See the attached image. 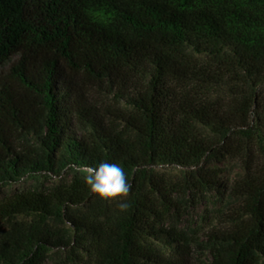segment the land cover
<instances>
[{
  "label": "trees",
  "instance_id": "16d2710c",
  "mask_svg": "<svg viewBox=\"0 0 264 264\" xmlns=\"http://www.w3.org/2000/svg\"><path fill=\"white\" fill-rule=\"evenodd\" d=\"M26 178L59 182L0 200V264H264V0H0V187ZM207 192L227 226L179 228Z\"/></svg>",
  "mask_w": 264,
  "mask_h": 264
},
{
  "label": "rangeland",
  "instance_id": "374dc122",
  "mask_svg": "<svg viewBox=\"0 0 264 264\" xmlns=\"http://www.w3.org/2000/svg\"><path fill=\"white\" fill-rule=\"evenodd\" d=\"M94 96L99 100L102 98L105 99V104L118 106L117 103H115V101L113 100L111 94H102L95 92ZM224 165L223 182L231 184L233 180L238 176L241 161L229 159ZM57 182H59V179H44L42 181H37L33 178H26L21 182L15 183L13 185L0 187V200L5 197L11 196L16 192L38 188L42 185L47 187ZM176 196L182 197V195L179 194L174 195V197ZM185 201L189 202L183 217L177 221L175 219H172V221H174L175 224L176 222H178L179 228L188 230L199 228L200 231L204 232H207V230L209 229H217L227 226L224 223V221L227 220L226 216L234 215V213L237 212L236 209L239 207L238 203H231L230 205L224 207L225 215H219L217 208L222 205L219 202L222 201V199L219 198L218 193L216 192H207L204 195L188 193L187 196H185ZM10 227L11 224L9 222L0 220V234L3 231H7L8 229H10ZM199 252L200 251H198L196 247L191 248V264H207L209 262V254L205 253V255H199ZM63 264L72 263L67 261Z\"/></svg>",
  "mask_w": 264,
  "mask_h": 264
},
{
  "label": "clouds",
  "instance_id": "9594fccd",
  "mask_svg": "<svg viewBox=\"0 0 264 264\" xmlns=\"http://www.w3.org/2000/svg\"><path fill=\"white\" fill-rule=\"evenodd\" d=\"M84 183L90 194L97 198L110 201L121 198L118 204L120 212H126L129 204L126 198L131 191L132 185L128 182L123 167L118 163L101 162L97 167L88 168Z\"/></svg>",
  "mask_w": 264,
  "mask_h": 264
}]
</instances>
